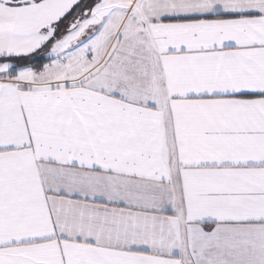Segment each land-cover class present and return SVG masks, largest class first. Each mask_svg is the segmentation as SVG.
Returning <instances> with one entry per match:
<instances>
[{"label":"snow or ice","instance_id":"obj_1","mask_svg":"<svg viewBox=\"0 0 264 264\" xmlns=\"http://www.w3.org/2000/svg\"><path fill=\"white\" fill-rule=\"evenodd\" d=\"M0 264H264V0H0Z\"/></svg>","mask_w":264,"mask_h":264}]
</instances>
